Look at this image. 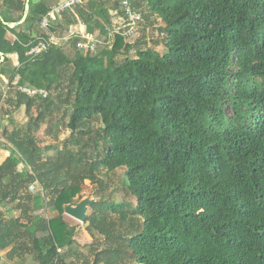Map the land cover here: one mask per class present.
<instances>
[{
    "label": "trees",
    "instance_id": "1",
    "mask_svg": "<svg viewBox=\"0 0 264 264\" xmlns=\"http://www.w3.org/2000/svg\"><path fill=\"white\" fill-rule=\"evenodd\" d=\"M118 3L83 0L52 22L57 35L79 21L105 35L87 53L70 37L68 55L31 52L49 33L45 0H29L14 27L25 1L0 2V258L64 264L75 227L63 205L124 168L132 201L97 191L86 212L105 245L95 263L264 264V0H147L164 50L120 60L132 44L109 34ZM21 105L28 121L11 128ZM57 120L70 133L45 144L37 132ZM47 203L56 216L38 213Z\"/></svg>",
    "mask_w": 264,
    "mask_h": 264
},
{
    "label": "rangeland",
    "instance_id": "2",
    "mask_svg": "<svg viewBox=\"0 0 264 264\" xmlns=\"http://www.w3.org/2000/svg\"><path fill=\"white\" fill-rule=\"evenodd\" d=\"M133 3L142 13L143 21L138 25L137 30L132 37L124 39L126 43L132 44V48L126 54L125 53L119 54L117 56V60L122 59L126 55L135 56L136 51L142 48L150 47L160 52H163L164 50L162 46L164 40V32H162L161 30L162 27L161 19H159L158 16H155L154 13H148V10L142 7L143 3L141 2V0H133ZM113 18H117V16L114 14ZM113 22L114 21H112V23ZM68 30L69 27L63 30L60 33V35H63ZM93 38L95 39V41H97L98 49L104 47L107 42V40L104 39L105 35H102L98 32L95 34V36H93ZM112 42L113 39L111 43ZM61 46L64 48L65 52L68 55H70L73 52V48L70 45V40L63 43ZM13 60L14 62L16 61L15 58H12V61ZM5 95H7V93ZM35 110H36V106L32 108L31 112L35 113L36 112ZM61 113L62 111H59L57 113L58 117L61 115ZM10 119H12L11 128H17L16 126H21L26 124V122L28 121V116L25 110V106L21 105L20 107L15 108L14 112L11 114ZM66 121H67V117L65 118V122ZM3 122L4 124H7L6 119ZM46 128H47L46 125H42L39 131L37 132L38 136L40 138H43L45 144L54 143V142L57 143L56 138L62 140L66 138L70 133L69 130L64 129V126H61L60 123H58V120L54 122V125L49 134L45 132ZM7 153L8 151L4 149L0 150V163L3 162V160L7 156ZM124 170H125L124 168H118L105 175L101 174L100 183L93 184L89 180H85L83 190L81 192L82 197L80 199L85 197H90L95 199V201H97L98 198L96 197V193L97 191H100V192H104L106 196H108L110 199H114L115 201H119V200L132 201V198L128 196L124 187V182H125ZM48 200L49 198H47V202ZM1 209L2 208L0 207V210ZM38 213L45 218H51L57 215V211H53L52 209H50L48 203H47V209L44 208L38 211ZM17 214L18 211L14 210L8 213L6 217H11ZM63 218L69 224L70 227L71 226L75 227V232L72 237L74 243L67 245L65 248H63V250L62 249L59 250L61 256H63L64 264H104L103 262L101 263L94 262L97 252L100 249H102L103 246H105L103 245L104 241L100 239L94 240L93 237L89 235L86 229V224L84 222L81 223L64 213H63ZM99 257L103 258L101 254L99 255ZM23 260H24L23 263H20L17 258L15 261L10 260L5 256V252H2L0 258V264H34L35 263L32 255H24Z\"/></svg>",
    "mask_w": 264,
    "mask_h": 264
},
{
    "label": "built area",
    "instance_id": "3",
    "mask_svg": "<svg viewBox=\"0 0 264 264\" xmlns=\"http://www.w3.org/2000/svg\"><path fill=\"white\" fill-rule=\"evenodd\" d=\"M82 0H63L53 6L41 17L39 21V28L44 32H49V28L54 20L62 15L68 9H71L76 4L81 3ZM120 12L113 11L118 18V22L112 24V29L109 34H121L125 39L132 37L138 25L143 21V16L140 10L134 5L133 0H119ZM71 37V36H70ZM69 36H60L49 32L47 36L41 39L38 44L31 50V52L39 53L49 45H62L67 42ZM76 47L83 53L93 52L97 47V41L92 35H83L77 41Z\"/></svg>",
    "mask_w": 264,
    "mask_h": 264
},
{
    "label": "water",
    "instance_id": "4",
    "mask_svg": "<svg viewBox=\"0 0 264 264\" xmlns=\"http://www.w3.org/2000/svg\"><path fill=\"white\" fill-rule=\"evenodd\" d=\"M28 12H29V2L28 0H26L25 9H24L22 18L17 22L6 23V24L9 27H14L18 24L23 23L28 15ZM94 202H95V199L90 198V197H85V198L80 199L77 202L66 203L63 205V213L83 223L86 220V212H87L88 207L92 205Z\"/></svg>",
    "mask_w": 264,
    "mask_h": 264
},
{
    "label": "crops",
    "instance_id": "5",
    "mask_svg": "<svg viewBox=\"0 0 264 264\" xmlns=\"http://www.w3.org/2000/svg\"><path fill=\"white\" fill-rule=\"evenodd\" d=\"M24 1H25V3H26V0H24ZM61 1H63V0H45L47 6H49V7H51V6H53V5L57 4V3H59V2H61ZM0 2H2V0H0ZM28 2H29V0H28ZM141 2L143 3V4H142V7L145 8V9H147V10H148V13H152L151 10H149L148 4H147V0H141ZM81 3H83V0L81 1ZM81 3H80V4H81ZM113 11H114V10H111V11H110V12L112 13V15H113V16H112V21H114L113 23H117L119 20H118V18H113V17H114ZM17 14H18V12H17V11H14V12H13V17H16ZM154 14H155V16H157L156 13H154ZM58 18H59V17H58ZM114 19H115V20H114ZM159 19H160V18H159ZM95 34H96V33H94V34L89 33V32L87 31L86 25H85L83 22L79 21V22L76 23V24L70 25V26H69V30H68L66 33H64L62 36H66V35H68L69 37H70V36H71V37H73V36H80V37H81V36H83V35H92V36H95ZM98 35H99V34H98ZM7 37H8L9 39H14V38H15L14 35L11 34V33H8ZM10 37H11V38H10ZM12 58H15V59H16L15 62H14V60L12 61L13 64L16 65V64L18 63V62H17V56H13Z\"/></svg>",
    "mask_w": 264,
    "mask_h": 264
}]
</instances>
